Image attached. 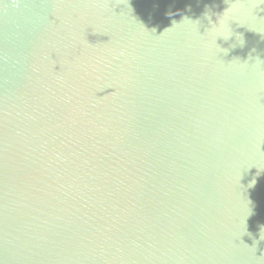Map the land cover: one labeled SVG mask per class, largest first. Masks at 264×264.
<instances>
[{
  "label": "water",
  "instance_id": "obj_1",
  "mask_svg": "<svg viewBox=\"0 0 264 264\" xmlns=\"http://www.w3.org/2000/svg\"><path fill=\"white\" fill-rule=\"evenodd\" d=\"M0 264H264V0H0Z\"/></svg>",
  "mask_w": 264,
  "mask_h": 264
}]
</instances>
